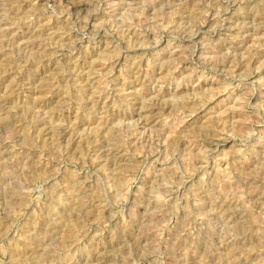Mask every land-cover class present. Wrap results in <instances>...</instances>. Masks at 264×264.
I'll use <instances>...</instances> for the list:
<instances>
[{
  "label": "rangeland",
  "instance_id": "obj_1",
  "mask_svg": "<svg viewBox=\"0 0 264 264\" xmlns=\"http://www.w3.org/2000/svg\"><path fill=\"white\" fill-rule=\"evenodd\" d=\"M0 264H264V0H0Z\"/></svg>",
  "mask_w": 264,
  "mask_h": 264
},
{
  "label": "bare ground",
  "instance_id": "obj_2",
  "mask_svg": "<svg viewBox=\"0 0 264 264\" xmlns=\"http://www.w3.org/2000/svg\"><path fill=\"white\" fill-rule=\"evenodd\" d=\"M79 26V25H78Z\"/></svg>",
  "mask_w": 264,
  "mask_h": 264
}]
</instances>
